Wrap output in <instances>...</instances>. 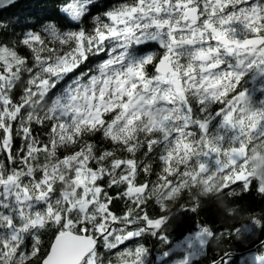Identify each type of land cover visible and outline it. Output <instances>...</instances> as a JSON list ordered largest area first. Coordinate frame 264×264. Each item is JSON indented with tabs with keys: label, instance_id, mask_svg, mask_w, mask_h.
Instances as JSON below:
<instances>
[{
	"label": "snow or ice",
	"instance_id": "6c2138e0",
	"mask_svg": "<svg viewBox=\"0 0 264 264\" xmlns=\"http://www.w3.org/2000/svg\"><path fill=\"white\" fill-rule=\"evenodd\" d=\"M97 2L0 33V264H195L264 234V207L167 231L177 204L264 200V0ZM241 264H264V241Z\"/></svg>",
	"mask_w": 264,
	"mask_h": 264
},
{
	"label": "trees",
	"instance_id": "16d2710c",
	"mask_svg": "<svg viewBox=\"0 0 264 264\" xmlns=\"http://www.w3.org/2000/svg\"><path fill=\"white\" fill-rule=\"evenodd\" d=\"M65 2L67 0H19L0 10V33L6 32L8 38L19 34L21 27L17 24V20H27L32 24L43 23L45 19L51 20L58 14L59 6ZM115 2L116 0H98L97 8ZM93 14H95V9ZM29 18L31 19L29 20ZM253 184H255V181ZM253 197L245 195L236 200L229 199L227 201L229 204H239L243 209L233 217L224 216L215 201L204 203L198 214L178 210L177 204L171 209L174 219L168 224L167 231L170 237L175 240L182 238L190 231H194L198 222H209L217 231L240 226L247 222L246 215L248 211L259 212L264 207V200L255 196V193H253ZM184 199H187V196ZM180 202H183V200ZM259 241H264V234L259 231L241 240L236 239L235 236L231 238L223 237L219 242H213L207 246L206 254L196 258L195 264H209L211 260H224L225 264H241L242 258L246 259V254L259 249ZM143 242H146L150 248L149 259L153 260L161 251L158 238L146 237ZM105 256H108V254L105 253Z\"/></svg>",
	"mask_w": 264,
	"mask_h": 264
},
{
	"label": "clouds",
	"instance_id": "9594fccd",
	"mask_svg": "<svg viewBox=\"0 0 264 264\" xmlns=\"http://www.w3.org/2000/svg\"><path fill=\"white\" fill-rule=\"evenodd\" d=\"M253 166H257V165H264V156H261L259 159L257 160H253L252 161ZM258 176L264 178V167H261L258 172L256 173Z\"/></svg>",
	"mask_w": 264,
	"mask_h": 264
},
{
	"label": "water",
	"instance_id": "95a60500",
	"mask_svg": "<svg viewBox=\"0 0 264 264\" xmlns=\"http://www.w3.org/2000/svg\"><path fill=\"white\" fill-rule=\"evenodd\" d=\"M17 1H19V0H15V2H17ZM14 2V3H15ZM5 3H7V0H5ZM13 3H10V4H8L6 7H8V6H10V5H12ZM6 7H0V10H2V9H4V8H6Z\"/></svg>",
	"mask_w": 264,
	"mask_h": 264
},
{
	"label": "rangeland",
	"instance_id": "374dc122",
	"mask_svg": "<svg viewBox=\"0 0 264 264\" xmlns=\"http://www.w3.org/2000/svg\"><path fill=\"white\" fill-rule=\"evenodd\" d=\"M251 86V85H250ZM257 95H259V93H257ZM247 256H248V254H246V257L245 258H247Z\"/></svg>",
	"mask_w": 264,
	"mask_h": 264
}]
</instances>
